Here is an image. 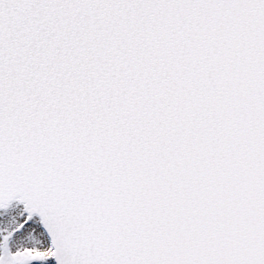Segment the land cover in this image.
Returning a JSON list of instances; mask_svg holds the SVG:
<instances>
[{"label":"snow or ice","instance_id":"6c2138e0","mask_svg":"<svg viewBox=\"0 0 264 264\" xmlns=\"http://www.w3.org/2000/svg\"><path fill=\"white\" fill-rule=\"evenodd\" d=\"M0 264H264V0H0Z\"/></svg>","mask_w":264,"mask_h":264}]
</instances>
